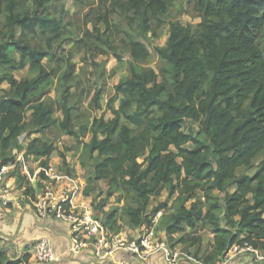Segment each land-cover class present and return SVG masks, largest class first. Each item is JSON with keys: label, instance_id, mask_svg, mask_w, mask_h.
<instances>
[{"label": "trees", "instance_id": "trees-1", "mask_svg": "<svg viewBox=\"0 0 264 264\" xmlns=\"http://www.w3.org/2000/svg\"><path fill=\"white\" fill-rule=\"evenodd\" d=\"M51 1L33 0L30 8L27 0H0V85L9 87L0 98L2 165H8L7 154L29 132L25 155L50 169V158L58 150L55 142L70 136L84 146L83 164L94 169L90 185L108 181L99 208L115 195L117 203H126L121 216L112 210L102 221L109 233L121 232L123 217L136 228L153 227V218L167 205L151 212L147 208L167 190L176 197L175 213L164 219L167 241L196 248L201 264L221 263L234 245H248L264 255V159L253 175L247 173L264 155V0H195L202 22L195 29L169 23L168 48H155L164 63L160 73L145 66L148 48L130 37L126 45L135 61L131 78L115 86V98L108 103L114 118L94 117L80 133L74 126L79 108L70 106L69 88L64 103L54 104L50 98L65 44L79 42L66 36L65 21L52 15ZM167 1L128 4L145 16L151 32V22H161L168 12ZM36 39H43L45 46L34 44ZM28 66L31 76L16 79L14 72ZM75 69L69 64L66 82L74 81ZM102 96L98 91L91 99L94 113L102 109ZM120 96L122 104L116 109L112 103ZM56 113L62 114V121ZM51 128L57 132L54 143L42 139ZM87 135L92 139L84 143ZM60 156L66 166L65 154ZM39 176L46 179L43 171ZM18 185L37 201L27 177H19ZM216 192L225 193L224 227ZM207 226L215 240L200 256L202 228ZM1 242L0 264H21L7 256Z\"/></svg>", "mask_w": 264, "mask_h": 264}, {"label": "rangeland", "instance_id": "rangeland-1", "mask_svg": "<svg viewBox=\"0 0 264 264\" xmlns=\"http://www.w3.org/2000/svg\"><path fill=\"white\" fill-rule=\"evenodd\" d=\"M26 6L32 7L33 0H27ZM129 0H52L49 4L50 11L54 17H63L66 27L65 33L68 38L77 39L79 42L74 43L73 40L65 44L66 51L59 64L57 65L59 72L58 78L55 82L54 91L50 94L54 104L64 103L65 88L68 87L70 90L69 104L70 106H77L79 111L76 112L80 118L75 122V129L79 131L83 126H88L92 123L94 117L103 116L106 121H110L114 118L113 113L108 109V103L110 100L115 98V86L126 82L131 78L130 64L135 60L127 47L126 42L130 37L142 42L149 50L150 57L147 59L145 66L147 68L155 70L160 73L164 67V63L159 59L155 52L156 47L168 48V42L170 38V22H178L184 27L191 26L190 28L195 29L198 24L202 22L200 10L197 7L195 0H168L167 9L168 12L160 18L159 21H152L150 26L152 31L149 32L145 26V16L138 15L128 4ZM107 23L110 25L108 26ZM101 37V38H100ZM70 43V44H69ZM34 44L38 46H45L43 39H36ZM69 64L75 66V75L73 76L74 81L71 83L66 82L67 72L69 71ZM14 76L18 80L29 78L30 67L28 66L24 70L14 72ZM8 85H0V98L2 91L8 89ZM98 91H102L103 96L100 101L102 109L97 113H94L90 109L91 99L94 94ZM90 97L88 98V95ZM123 96H120L116 101L112 103V106L119 109L122 104ZM61 113H56L55 118H59ZM29 122H31L29 120ZM122 122H125L122 119ZM132 129H136L135 126H130ZM195 130L199 131V125H194ZM30 130V127H29ZM29 132L24 134L20 139L19 143L15 146L14 150L9 152L6 156L8 159V165H14L15 167L9 174L7 179L17 175L21 179L26 177L24 175L25 169L23 162H18L17 153L23 154L24 163L26 164L30 174L36 173L40 169V162L36 161L35 158L26 156L25 150L28 147L30 139L28 136ZM48 136L42 137V139L51 140L55 142L57 132L51 128L47 132ZM38 137L34 135L32 138ZM92 135H87L83 141H91ZM202 140L205 141L203 137ZM58 141L55 142V145ZM187 148H193V145L187 146ZM60 153V152H59ZM84 153V151H83ZM146 157L140 158V163L145 160ZM0 163L2 164V160ZM85 159V158H84ZM83 159V160H84ZM264 159V155L255 160L253 169L247 171L249 175H253L257 171L258 165ZM42 172V171H41ZM152 176L148 182L151 183ZM31 183V182H30ZM34 184V183H33ZM43 185L40 184V188ZM236 190V186L228 189L229 192ZM107 192L103 195V199L107 197ZM123 192L118 191L117 195H121ZM201 197L202 192H197ZM215 195L220 200L222 206V212L220 214L221 222L223 221V213L225 208V193L216 192ZM99 202L93 203V208L96 213L90 209L92 214H95L96 219H101L104 222L106 215L112 210H118V215L121 216L122 210L125 206V202L117 203L116 195L107 199V202L103 208H99ZM176 197H170L167 190H163L159 196H155L151 199L147 208L148 212H151L159 204H166L167 207L162 211V216L159 222L155 225L156 233L166 239L167 235L165 232L164 220L166 217L173 215L175 209ZM100 210V212H98ZM121 225V233L132 236L136 227L130 225L128 220L123 217ZM224 227V224L222 222ZM191 232L190 229L186 230V233ZM111 234H114L111 232ZM183 234L175 236V239L181 237ZM201 236L203 238L204 248L200 253L203 255L208 245L214 244L215 235L212 232L210 226L203 227ZM123 237V236H122ZM169 247L174 248L178 245L182 246L183 252L182 257L184 258L183 263L186 264H198L199 258H196V248L186 249L182 244L167 241ZM180 246V247H181ZM253 255L251 253H245ZM29 256L28 260L25 258ZM21 257L19 261L21 264H37L31 257L27 255ZM254 261L249 264H264V261L257 262L256 257L253 256ZM239 257L234 258L231 264H242L244 261ZM224 260L219 263L222 264ZM230 264V263H228Z\"/></svg>", "mask_w": 264, "mask_h": 264}, {"label": "crops", "instance_id": "crops-1", "mask_svg": "<svg viewBox=\"0 0 264 264\" xmlns=\"http://www.w3.org/2000/svg\"><path fill=\"white\" fill-rule=\"evenodd\" d=\"M60 116L59 119L62 121V114ZM76 132L79 133L78 130ZM43 140L46 141L45 139ZM46 142L53 143V139L51 138V140H47ZM56 146L58 150L50 158V173L56 175L58 179L54 183L57 191L56 195L61 197L64 191L71 195L74 189L77 188L78 192L73 197L74 204L85 207L88 210L91 209L93 213H96V210L93 208V203L103 199V195L109 189L108 181H97L90 185V180L95 176L94 169L89 164H83L84 146L79 144L74 138L61 136ZM59 152L65 154L66 166ZM17 155L18 159L23 156L22 153H17ZM8 166L13 170L14 165ZM41 169L34 174H30L28 169L24 173L30 186L36 191V202L41 199L44 191L43 179L39 176ZM17 175L15 174V176L7 179L6 184L0 188V239L2 241V247L10 259L19 260L21 257L31 255L30 252L33 246L40 239L46 237L51 239L57 255L60 258V261L55 264H117L120 261L125 264H168L162 253L150 257L146 261H140L125 251L117 252L113 261L100 262L94 256V241L89 239L82 240L83 253L78 257L74 256L71 250V225L55 215L46 218L38 217L36 214V202L31 197L26 196L24 190L19 187ZM69 178L73 180L72 183L69 181ZM40 184L43 185L42 188H40ZM140 231L141 228H136L132 236H128L125 233L114 235L133 239L137 237ZM163 239L166 240L165 237ZM180 246L170 247V249L172 253L177 252L181 255L180 259L177 260V264H186L183 263V250H181L182 246ZM253 256L251 255L250 257V255L242 253L238 257L244 261L242 264H249L252 262L251 259H253Z\"/></svg>", "mask_w": 264, "mask_h": 264}, {"label": "built area", "instance_id": "built-area-1", "mask_svg": "<svg viewBox=\"0 0 264 264\" xmlns=\"http://www.w3.org/2000/svg\"><path fill=\"white\" fill-rule=\"evenodd\" d=\"M18 162H23L24 169L27 166L24 163L23 157L18 159ZM15 167V166H14ZM11 167L2 165L0 163V188H2L11 172ZM46 175V179L42 180L44 185L43 196L36 202V214L40 218H46L55 215L62 221L71 225L72 231V252L74 256H80L83 253V239L93 240L94 242V256L100 262L113 261L117 252L125 251L132 254L137 260L146 261L148 258L157 256L162 253L168 264H177V260L181 255L177 252L172 253L168 242L160 238L155 231V225L159 222L162 212H159L153 218L154 226L151 228L142 227L137 237L133 239L115 236L109 233L103 222L95 218L90 210L85 207H80L74 204V196L78 192L75 188L73 194L69 195L65 191L62 192L61 197L56 195L55 181L57 176L50 173V169H41ZM72 183L73 180L69 178ZM6 204V203H5ZM67 207V209H66ZM242 253H251L256 257L257 262L264 261V255L252 247L245 245H234L229 253L224 257L222 264L232 263L234 258L240 256ZM32 259L37 264H55L60 261L57 255L55 246L51 239L42 238L34 246L30 252ZM254 261V259H251ZM117 264H125L120 261ZM198 264H201L198 262Z\"/></svg>", "mask_w": 264, "mask_h": 264}]
</instances>
